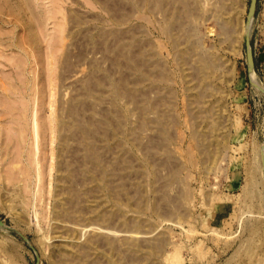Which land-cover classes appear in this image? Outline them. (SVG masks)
<instances>
[{
    "label": "rangeland",
    "instance_id": "374dc122",
    "mask_svg": "<svg viewBox=\"0 0 264 264\" xmlns=\"http://www.w3.org/2000/svg\"><path fill=\"white\" fill-rule=\"evenodd\" d=\"M253 1L0 0V264H264Z\"/></svg>",
    "mask_w": 264,
    "mask_h": 264
},
{
    "label": "bare ground",
    "instance_id": "6f19581e",
    "mask_svg": "<svg viewBox=\"0 0 264 264\" xmlns=\"http://www.w3.org/2000/svg\"><path fill=\"white\" fill-rule=\"evenodd\" d=\"M172 1V0H171ZM173 9V8H172ZM220 10H219V13L217 14V18L219 19V21H220V19L225 15V12H226V10L228 9H226V7H221V8H219ZM202 10V9H201ZM201 10H200V12H201ZM205 10V9H204ZM218 11V10H217ZM228 11V10H227ZM227 13V12H226ZM201 15V14H200ZM199 15V16H200ZM203 17H204V15H202ZM172 17H173V15H172ZM175 17V16H174ZM177 17V16H176ZM176 17H175V19H176ZM177 21H178V19H177ZM176 20H175V22H177ZM221 22V21H220ZM219 23V22H218ZM225 23H227V22H225ZM224 22H221L220 23V25H222V29H223V31H225L226 32V29H227V32H228V28H226V29H224L227 25L225 24ZM226 25V26H225ZM221 27V26H220ZM194 28V27H193ZM196 28V27H195ZM194 31L196 32L197 30H195L194 29ZM223 33V35L224 34H228V33ZM200 36V35H199ZM193 46H196V48L195 49H203V46H202V37L200 36L199 37V40H198V42H195V45H193ZM194 49V48H193ZM194 49V50H195ZM189 51H190V49H189ZM200 62H201V64H202V67H203V69L204 70H206V71H208V70H213V69H216L217 68V66H218V64H217V61H219L220 60V57H215V59H213L209 54H208V57L207 56H205V55H203V54H201L200 55ZM214 57V56H213ZM207 75H209V74H207ZM35 124V123H34ZM34 127H35V125H34ZM34 133H36V131L34 132ZM37 148V147H36ZM35 154V153H34ZM35 159V158H34ZM249 177H251V176H249ZM251 181V180H250ZM249 181V182H250ZM0 227H1V225H0ZM91 227V226H90ZM105 227V226H104ZM109 228V227H108ZM88 229H89V227H88ZM98 230H100L101 232H103V233H105V234H108L107 236H109V234L110 233H112L111 231L113 230V229H111V231L109 230V229H103L102 227H99V228H97ZM96 228H95V230H97ZM83 231H86L85 229L83 230ZM90 231H91V229H90ZM145 234V233H144ZM111 235V234H110ZM84 236H85V233H84ZM106 236V235H105ZM116 236V235H115ZM135 237H146V236H143V233H140V232H138L137 233V236H135ZM99 240V239H98ZM91 241V240H90ZM110 241H111V239H110ZM93 242V241H92ZM96 243H97V241H96ZM161 243V242H160ZM158 245H160L161 246V244H159V242L157 243ZM92 245H94V244H92ZM157 246V245H156ZM157 248H158V246H157ZM160 249V248H159ZM176 253V252H175ZM175 253H167V255L164 257L165 258V260H166V257L168 258V260H169V262H170V264H172V263H176L177 262V260H175V258L177 259H179L180 260V258H179V251H177V253L175 254ZM163 255H165V254H163ZM85 256V255H84ZM167 260V261H168Z\"/></svg>",
    "mask_w": 264,
    "mask_h": 264
},
{
    "label": "water",
    "instance_id": "95a60500",
    "mask_svg": "<svg viewBox=\"0 0 264 264\" xmlns=\"http://www.w3.org/2000/svg\"><path fill=\"white\" fill-rule=\"evenodd\" d=\"M255 3H256V0H254L253 3H252L251 11L255 10ZM248 47H249V50H248L249 66L254 68V58H253V54H252V52L250 50L249 44H248ZM262 163H263V166H264V156L262 157ZM3 224L4 223L0 220V225L2 226Z\"/></svg>",
    "mask_w": 264,
    "mask_h": 264
}]
</instances>
